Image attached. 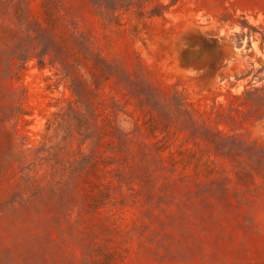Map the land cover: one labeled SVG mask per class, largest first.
Returning <instances> with one entry per match:
<instances>
[{
	"label": "rangeland",
	"instance_id": "rangeland-1",
	"mask_svg": "<svg viewBox=\"0 0 264 264\" xmlns=\"http://www.w3.org/2000/svg\"><path fill=\"white\" fill-rule=\"evenodd\" d=\"M0 264H264V0H0Z\"/></svg>",
	"mask_w": 264,
	"mask_h": 264
},
{
	"label": "trees",
	"instance_id": "trees-1",
	"mask_svg": "<svg viewBox=\"0 0 264 264\" xmlns=\"http://www.w3.org/2000/svg\"><path fill=\"white\" fill-rule=\"evenodd\" d=\"M152 14H156L155 11H151L150 15H152ZM82 47H83V49H85L87 55H91V54H90L91 52L88 50L87 47H85L84 45H82ZM38 56H40V55H38ZM99 61L101 62V64H102L104 67H109V66H110V65L106 64L103 60H100V59H99ZM38 64H39L40 66H42V65H43V60H42V59H38ZM64 76L67 77V78H69V81H70V84H69V85H70V87H71V90H72V92H73L74 94H77V86H78L81 82H80L77 78H75L73 75H71V73H69V72H65V73H64Z\"/></svg>",
	"mask_w": 264,
	"mask_h": 264
}]
</instances>
